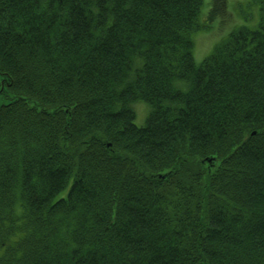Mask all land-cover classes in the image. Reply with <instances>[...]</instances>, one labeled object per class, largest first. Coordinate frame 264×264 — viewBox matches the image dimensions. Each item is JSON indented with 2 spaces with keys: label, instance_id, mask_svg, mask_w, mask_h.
I'll return each mask as SVG.
<instances>
[{
  "label": "trees",
  "instance_id": "trees-1",
  "mask_svg": "<svg viewBox=\"0 0 264 264\" xmlns=\"http://www.w3.org/2000/svg\"><path fill=\"white\" fill-rule=\"evenodd\" d=\"M206 3L0 0V264H264V0L196 63Z\"/></svg>",
  "mask_w": 264,
  "mask_h": 264
},
{
  "label": "rangeland",
  "instance_id": "rangeland-1",
  "mask_svg": "<svg viewBox=\"0 0 264 264\" xmlns=\"http://www.w3.org/2000/svg\"><path fill=\"white\" fill-rule=\"evenodd\" d=\"M204 1L207 3L206 6L205 4L203 5L202 20L206 14L204 13L205 12L204 9H206L207 6L214 0H204ZM258 11H259L258 0H224V5H222V9L217 11L218 16L213 18V21H211L212 24H210L206 28H204L205 26L201 25V27L195 30L194 33L192 34V39L194 42V48H193L194 61L196 63H199L211 51L213 46L222 40V38L227 33V31L225 33L223 32L224 29L223 26L232 23L233 16L235 14L237 15V20H238L237 23L240 22L241 24H244L252 28L256 25L258 21L257 18ZM213 23L217 24L216 27ZM232 24L234 25V21ZM134 109L136 114L135 123L137 125L143 124L148 111L147 105L141 102H136L134 104Z\"/></svg>",
  "mask_w": 264,
  "mask_h": 264
}]
</instances>
